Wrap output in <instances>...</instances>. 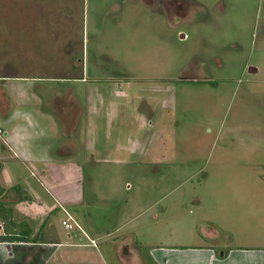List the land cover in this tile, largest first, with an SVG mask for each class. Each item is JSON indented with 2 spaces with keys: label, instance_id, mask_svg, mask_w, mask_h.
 I'll return each mask as SVG.
<instances>
[{
  "label": "rangeland",
  "instance_id": "rangeland-1",
  "mask_svg": "<svg viewBox=\"0 0 264 264\" xmlns=\"http://www.w3.org/2000/svg\"><path fill=\"white\" fill-rule=\"evenodd\" d=\"M0 83V264L264 249V0H0Z\"/></svg>",
  "mask_w": 264,
  "mask_h": 264
},
{
  "label": "crops",
  "instance_id": "crops-1",
  "mask_svg": "<svg viewBox=\"0 0 264 264\" xmlns=\"http://www.w3.org/2000/svg\"><path fill=\"white\" fill-rule=\"evenodd\" d=\"M5 81V79L3 80ZM7 85V86H6ZM3 89L6 91L10 88L8 87V84L6 83H0V110L3 111L4 116L0 114L1 121L3 120V117L5 118L6 114L10 113L11 106L13 104L18 105L19 102V96L15 93L13 90L12 95L7 93H3ZM21 95V93H19ZM40 97V96H39ZM41 99V98H40ZM14 101V102H13ZM10 104V105H9ZM6 107H9L8 112L4 111L6 110ZM13 108V107H12ZM0 121V122H1ZM0 127H2L5 131V134H8V131L5 129V127L0 124ZM16 136V134H15ZM16 140H18L20 137L18 135L16 137L13 136ZM7 144V143H6ZM10 149L13 150L11 146H9ZM1 152H0V163H3V156L1 155L4 153L7 149V146L5 145V142L2 144ZM27 149H29V146H27ZM14 151V156L19 157L17 151ZM20 158V157H19ZM4 166V164H3ZM240 201V200H239ZM244 201V200H242ZM7 210L5 211L10 218L12 219V225H16L17 222L15 221V216L13 215V207L7 206L4 202H2ZM4 215H0V219H2L4 222L7 219ZM24 223H20V225H23ZM206 239H209L207 236ZM205 239V240H206ZM215 240L214 242H216ZM219 242V241H217ZM214 246L205 245V242L198 243L197 248L192 249V251L188 252H180L179 250L175 249H167L163 253L158 254L157 257L159 259H162V262H168V264H264V249L257 248V247H246V246H226L218 244L216 246L217 250L214 251Z\"/></svg>",
  "mask_w": 264,
  "mask_h": 264
},
{
  "label": "trees",
  "instance_id": "trees-1",
  "mask_svg": "<svg viewBox=\"0 0 264 264\" xmlns=\"http://www.w3.org/2000/svg\"><path fill=\"white\" fill-rule=\"evenodd\" d=\"M2 192H0L1 195ZM7 210V208L5 207V205L2 203V201L0 200V215H4L5 218H9L7 215V213L5 212ZM12 223V222H11ZM23 226H25V224H23ZM26 227V226H25ZM13 231H10V229H7V232L5 234L0 233V241H9V242H13V241H29L28 237L31 235L32 230L28 227L21 229V231L19 232H15L12 233ZM37 241V240H36Z\"/></svg>",
  "mask_w": 264,
  "mask_h": 264
},
{
  "label": "built area",
  "instance_id": "built-area-1",
  "mask_svg": "<svg viewBox=\"0 0 264 264\" xmlns=\"http://www.w3.org/2000/svg\"><path fill=\"white\" fill-rule=\"evenodd\" d=\"M4 134H5L4 129L0 127V137H2L4 139V142L6 143V139L3 137ZM67 214H68L67 218L63 219L62 221L63 225L68 229H73L75 226L80 227V225L78 224L76 219H74L72 214L68 211Z\"/></svg>",
  "mask_w": 264,
  "mask_h": 264
},
{
  "label": "water",
  "instance_id": "water-1",
  "mask_svg": "<svg viewBox=\"0 0 264 264\" xmlns=\"http://www.w3.org/2000/svg\"><path fill=\"white\" fill-rule=\"evenodd\" d=\"M250 71L256 72L257 71V68H250Z\"/></svg>",
  "mask_w": 264,
  "mask_h": 264
},
{
  "label": "flooded vegetation",
  "instance_id": "flooded-vegetation-1",
  "mask_svg": "<svg viewBox=\"0 0 264 264\" xmlns=\"http://www.w3.org/2000/svg\"><path fill=\"white\" fill-rule=\"evenodd\" d=\"M183 37H184V35H183Z\"/></svg>",
  "mask_w": 264,
  "mask_h": 264
}]
</instances>
